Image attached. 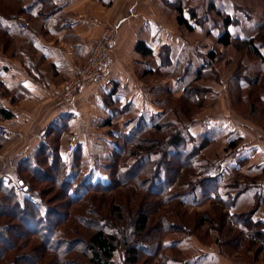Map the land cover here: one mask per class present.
Instances as JSON below:
<instances>
[{"label": "trees", "instance_id": "16d2710c", "mask_svg": "<svg viewBox=\"0 0 264 264\" xmlns=\"http://www.w3.org/2000/svg\"><path fill=\"white\" fill-rule=\"evenodd\" d=\"M15 1L21 5V12L28 14L29 8L23 6L24 0ZM171 6L179 13V24L187 28H192V23L204 25L212 19L211 13L223 16L222 32L217 42L223 46L233 42L230 26L236 20L230 14L225 15L213 1L175 0ZM202 9L204 14L200 15ZM7 20L15 19L0 9V31L12 38ZM240 42L264 63V41L243 38ZM136 49L144 55L152 53L142 41L137 43ZM159 54L165 64L169 58L166 57V47ZM209 55L211 60L216 58L213 50L209 51ZM213 70V66L201 65L193 79L185 85L183 96L202 106L203 92L210 87L198 84L207 77H216ZM245 74L244 70L232 76L231 81L238 89L257 84L258 76L247 78ZM2 87L0 81V90ZM115 93L114 88L104 98L105 106L114 110ZM158 116L159 120L149 110H144L139 114L136 124L114 143L107 181L79 176L78 169L84 163L81 147L76 148L71 163L64 158L60 150L63 128L49 132L40 146L18 163V180L15 183L9 178L0 177V264H19L26 260L28 264H78L72 259L75 252L89 255L82 264H139L143 255L159 257L160 264H190L193 260L190 257L169 256L162 252L168 248H179L184 238L166 240L167 232L177 230L174 229L176 223L170 222L166 215L158 222L155 215L167 213L163 207L172 199H177L181 205L185 204L186 196L197 189H201L203 194L212 195L213 199L227 208L226 221L230 219L240 230L236 242H239V248L244 253L253 243H245L246 238L264 241V220L256 216L259 204L240 215L231 211L237 192L233 194L226 190L223 193L218 190L224 170L218 161L214 163L203 155L204 149L214 140L207 133L208 126H204L206 136L197 143L191 131L192 124L197 120L195 117L183 121L173 110L161 112ZM242 140L240 136L229 139L226 147L228 153L232 152L229 155L238 151ZM245 161L243 159L242 163ZM178 183L185 188L176 191L175 184ZM125 185H134L144 192V196L137 197L136 210L131 206L126 207L129 219L120 226L102 214L98 207H93L98 201L94 193L112 191ZM17 186H21L20 192L16 191ZM228 188L226 184L225 189ZM247 189L245 185L240 192ZM130 190L133 192L135 189ZM147 195L156 199L149 200ZM86 204H91V207L86 208L87 213L81 208ZM114 205L113 215L119 219L125 209L123 205ZM202 220L206 223L210 218L204 216ZM186 228L183 226V229ZM30 253L36 254V262L31 260ZM117 253L120 255L119 261L115 259ZM196 261L198 264L219 263V256L209 252L197 257Z\"/></svg>", "mask_w": 264, "mask_h": 264}, {"label": "rangeland", "instance_id": "374dc122", "mask_svg": "<svg viewBox=\"0 0 264 264\" xmlns=\"http://www.w3.org/2000/svg\"><path fill=\"white\" fill-rule=\"evenodd\" d=\"M210 1H213L225 15L230 14L235 18L236 22L230 26L233 42L229 46H223L217 42V37L222 32L223 16L220 17L215 12L211 13L212 19L201 25V28L197 27L198 29L190 31L186 26L178 24L179 13L174 8L172 11L159 10L158 17L163 22L166 19L168 26H170V20L173 23L171 28L174 29L175 34L174 61L171 63L168 58L166 63L163 64L161 56L158 54V59L161 63L158 60L159 65L155 72L153 71L154 73L149 75L143 73L144 66L137 67V65L135 67L138 83L135 81L136 84L133 85L142 86L145 91L143 96L145 97L143 98L141 93H139V100L133 101L135 96H126L123 101L125 105L122 107L125 109L123 117L117 119L118 114H116L109 119L110 126L105 128L95 127V130L90 133L91 136L88 138V140H92V152H89L88 156L89 162L85 161L83 155L84 163L79 167L78 173L80 177L95 176V179L99 180L109 179L111 172L109 164L112 160V153L115 150L114 143L136 124L138 114L144 110H149L159 120L160 117L158 115L161 112H171L173 110L177 117L183 121L194 117L197 119H195L196 122L191 127L197 143H200L206 136V133L201 131L203 123L208 126L209 132L207 133L214 141L204 149L203 155L214 163L218 161L224 170L218 190L223 193L226 190L233 194L237 192L236 202L238 198L240 199L237 204L235 202L236 206L232 207L231 211L244 215L246 211L258 203V211L261 214L264 211V204H262L261 200L264 193L262 192L264 173H251L250 171L247 172V169L239 171L235 158L238 156L239 151H241L239 157L243 156L245 148L242 147L235 154L229 155L232 152L228 153L229 150L226 147L229 139L235 136L232 130L244 136L248 134L246 138L248 140L264 139V101L262 100L264 98V63L255 58L249 48L240 42L243 38H256L257 41H264V0ZM0 9L2 13L13 16V19H16L17 16H24L28 20V16L21 12V5L15 0H0ZM203 11L204 9L200 10L199 14H204ZM116 29L118 31L117 26ZM181 37L187 38L184 40L185 46H182ZM12 42V38L7 37L0 31L1 50L7 51L11 47ZM211 50L216 53V58L213 60H211L209 55ZM169 54L168 52L167 55L169 56ZM152 64L154 63L152 62ZM203 64L213 66V71H215L217 76L207 77L199 81L198 86L206 84L210 89H206L203 92L202 106H198L195 101L184 97L182 91L185 84L193 79L196 70ZM244 70L247 78L258 76V81L256 86L241 90L231 80L236 72ZM166 76H168V79H166ZM73 78V74H70L65 80L63 88L67 81H71ZM172 79L174 82L171 81ZM171 83L173 84L172 88ZM87 84H91V82ZM199 90V93H201V89ZM79 92L80 90L75 98ZM59 97L61 100L69 102L68 96L63 92V89ZM135 102H142L143 108L141 110L137 107L133 108V103L136 106ZM114 108L115 113H119L120 107L114 105ZM128 109L132 110L127 114L126 111ZM230 134H232L231 137ZM107 135L108 137H106ZM71 137L68 141V154L70 153L73 156L78 145L72 150L74 152L69 149ZM104 138H110L108 142L111 145H107ZM60 141H62V138ZM86 162L87 164H85ZM226 184L229 187L228 189H225ZM245 185L248 186V189L241 193ZM131 188L135 190L132 192ZM183 188H185L184 185L175 184L176 191H180ZM251 189L257 190L256 200H254V191L251 192ZM94 194L97 196L98 201L93 207H98L102 214L104 213L108 219L120 226L125 225L126 219H129L126 207L131 206L136 210L138 205L137 197L144 196V192L137 189L134 185H125L112 191ZM147 196L150 197L148 198L149 200L156 199L153 196ZM230 197L232 198L233 195ZM184 201L185 204L181 205L177 199H172L170 203H166L163 207L167 213L158 211L159 213L155 215L158 222L161 221L163 215H166L170 222L176 223L174 229L177 230L173 233L167 232L165 235L166 240L176 237L184 238V242L180 245L182 250H180V247L168 248L162 251L164 254L176 257H190L193 259L190 264H198L196 258L209 252L216 253L219 256V263L214 264H264V241L246 238L245 243L249 241L255 243H252V247L244 253V250L239 248V242H236L239 238L238 232L240 230L237 229L230 219L226 221L227 208H224L223 204L218 200L213 199L212 195L203 194L201 189H197L186 196ZM114 204L123 205L125 209L124 214L119 219L113 215ZM87 207H91V204H86L84 207L81 206L85 213H87ZM204 216L210 218L206 223H203L202 220ZM183 226H186L187 230L183 229ZM239 250L243 252H236ZM30 254H32L31 260L36 262V254ZM72 256V259L78 264L84 263L89 257V255L79 252L73 253ZM115 259L119 261L120 255L118 253L115 255ZM141 260L142 263L140 262L139 264H160L159 257H150V255H143ZM144 260H147V262L143 263ZM28 263L29 261L26 260L19 264Z\"/></svg>", "mask_w": 264, "mask_h": 264}, {"label": "crops", "instance_id": "0c3cea01", "mask_svg": "<svg viewBox=\"0 0 264 264\" xmlns=\"http://www.w3.org/2000/svg\"><path fill=\"white\" fill-rule=\"evenodd\" d=\"M174 1L24 0L23 6L29 8L26 14L28 28L21 30L15 20H7L13 42L7 51L0 49V81L3 86L0 92L5 91L0 94V123H4L11 134L6 139L0 137V177L9 178L15 183L18 180V163L33 153L49 132L58 128L64 129L60 148L64 158L72 162V155L68 154V141L71 136H77V147L82 148L85 161L89 162L92 140L88 138L95 127L110 126L108 120L116 114L117 119L122 118L126 96H135L133 101L139 100V93L145 97L143 87L133 85L137 81L135 67L144 66L143 73L153 74L161 63L158 54L164 47L166 57L169 52L170 62L174 61L173 23L170 20L168 26L164 17L165 22L158 17L159 10L172 11L171 3ZM112 24L118 28L111 50L110 74L113 84H87L73 101L61 100L59 96L65 80L86 60L106 27ZM200 26L192 23V28L188 29L194 31ZM184 38L181 37L182 46H185L184 40L187 39ZM139 41L144 42L152 53L144 55L137 50ZM114 88L113 106L120 107L119 113L104 103L105 96ZM139 102H135L136 106L133 103V108L141 110L143 103ZM131 110L128 109L126 113ZM204 126L205 123L201 127L203 133ZM232 131L233 135L243 138L238 149L245 148V154L239 157V151L235 158L239 171L247 169V172L263 173L264 139L248 140V134L244 136ZM104 140L111 145L108 142L110 138ZM243 159L245 163H242ZM252 191L256 200L257 190ZM261 200L264 204V193ZM256 216L264 220V211L261 214L257 211ZM262 233L264 238V229Z\"/></svg>", "mask_w": 264, "mask_h": 264}, {"label": "built area", "instance_id": "2783aa9c", "mask_svg": "<svg viewBox=\"0 0 264 264\" xmlns=\"http://www.w3.org/2000/svg\"><path fill=\"white\" fill-rule=\"evenodd\" d=\"M15 21L21 30L28 28L27 19L24 16H17ZM116 35L117 29L115 25L106 27L100 40L89 53L84 63L78 65L71 73L74 77L73 80L67 81L63 88V92L67 94L69 101H73L77 92L87 83H102L106 86L113 84L110 66L112 62L111 50L116 41ZM0 137H10L9 129L4 124H0ZM78 143L77 137L72 136L69 149L71 151L74 150ZM21 190V186L16 187L17 192Z\"/></svg>", "mask_w": 264, "mask_h": 264}, {"label": "water", "instance_id": "95a60500", "mask_svg": "<svg viewBox=\"0 0 264 264\" xmlns=\"http://www.w3.org/2000/svg\"><path fill=\"white\" fill-rule=\"evenodd\" d=\"M21 184L23 185V182H21Z\"/></svg>", "mask_w": 264, "mask_h": 264}]
</instances>
